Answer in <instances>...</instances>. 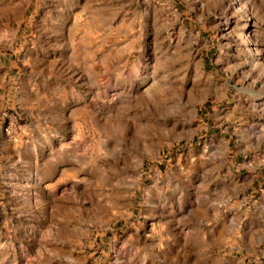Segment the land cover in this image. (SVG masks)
I'll return each instance as SVG.
<instances>
[{"label": "rangeland", "instance_id": "374dc122", "mask_svg": "<svg viewBox=\"0 0 264 264\" xmlns=\"http://www.w3.org/2000/svg\"><path fill=\"white\" fill-rule=\"evenodd\" d=\"M0 264H264V0H0Z\"/></svg>", "mask_w": 264, "mask_h": 264}]
</instances>
